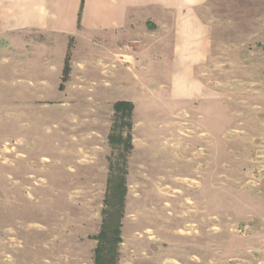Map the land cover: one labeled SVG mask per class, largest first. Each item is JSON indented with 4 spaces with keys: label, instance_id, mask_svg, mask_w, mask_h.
<instances>
[{
    "label": "rangeland",
    "instance_id": "374dc122",
    "mask_svg": "<svg viewBox=\"0 0 264 264\" xmlns=\"http://www.w3.org/2000/svg\"><path fill=\"white\" fill-rule=\"evenodd\" d=\"M202 18L203 63L129 120L90 106L78 134L60 133L61 101L19 96L39 89L0 55V264H97L98 247L104 264H264V0H210Z\"/></svg>",
    "mask_w": 264,
    "mask_h": 264
},
{
    "label": "crops",
    "instance_id": "0c3cea01",
    "mask_svg": "<svg viewBox=\"0 0 264 264\" xmlns=\"http://www.w3.org/2000/svg\"><path fill=\"white\" fill-rule=\"evenodd\" d=\"M209 1L0 0L2 66L39 89L19 92L26 103L61 101L60 133L78 134L79 123L69 122L90 106L97 121L108 103L134 110L145 89L176 86L206 60L210 31L202 9ZM112 86L129 88L128 97L117 98Z\"/></svg>",
    "mask_w": 264,
    "mask_h": 264
},
{
    "label": "trees",
    "instance_id": "16d2710c",
    "mask_svg": "<svg viewBox=\"0 0 264 264\" xmlns=\"http://www.w3.org/2000/svg\"><path fill=\"white\" fill-rule=\"evenodd\" d=\"M68 59H69V56L67 55V58L65 61V69H64L65 77L68 74ZM60 89H62V86H60ZM113 110L115 112V115L118 116L120 119H128L129 120L131 118V115H132L133 106H132V104L127 103V102H117L113 105ZM120 138H121L120 136L114 137L112 134H110L108 136V141L111 145H116V144H119L121 142ZM122 184H123V180L121 179V182L115 188V192L117 193L116 196H119V198H118L119 205L122 202V196H123ZM112 235H114V241L113 242H115V243L118 242L119 241L118 227H116L112 230ZM105 238H106V234L103 231H101V233H99V235L96 237V239L99 240V242L101 240H104ZM101 249H102L101 247H98L95 250V253L97 255V259H96L97 264H104L103 258L100 257Z\"/></svg>",
    "mask_w": 264,
    "mask_h": 264
}]
</instances>
